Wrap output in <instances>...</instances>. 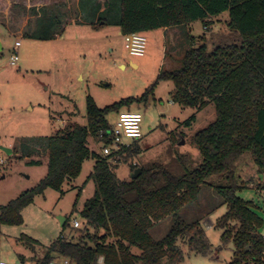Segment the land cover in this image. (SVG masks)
<instances>
[{"label": "trees", "instance_id": "1", "mask_svg": "<svg viewBox=\"0 0 264 264\" xmlns=\"http://www.w3.org/2000/svg\"><path fill=\"white\" fill-rule=\"evenodd\" d=\"M42 7L30 9L35 26L24 37L52 41L60 36L67 21L62 9L70 0H44ZM24 8L20 0H0V9ZM68 12V11H66ZM227 12L228 30L209 32L201 44L185 51L182 66L161 71L157 81H169L174 91L172 102L200 111L209 103L216 119L197 132L193 143L202 158L192 167L187 157H171L167 163L141 168L136 179L120 180L116 163L127 162L139 152L137 142L118 154L99 157L88 148L89 138L107 142L109 123L106 115L123 105L146 102L153 87L140 98H130L104 109L86 99V126L71 124L62 132L20 140L21 158L44 157L45 177L7 205L0 206V223L21 225V211L47 189L60 191L63 184L76 179L85 160L95 159L90 178L93 196L80 215L84 228L76 241L64 237L52 242L43 264L57 257L70 264H178L184 259L178 243L195 255L207 256L210 245L198 222L187 223L181 209L195 201L201 186L210 178L224 182L214 187L227 206V213L216 226L224 238H232L234 257L229 264H264L263 238L256 233L258 220L248 204L235 196L244 187L236 173L242 155L250 154L258 173L264 178V0H78V24L95 28L117 26L122 35L186 26L201 21L211 26V18ZM76 18V17H75ZM193 118H191L192 120ZM13 153L15 151L13 150ZM30 165L39 161L30 160ZM170 218L166 235L152 238L156 224ZM230 221L235 227H227ZM66 225L64 221L62 227ZM76 229V228H74ZM249 249H246V248Z\"/></svg>", "mask_w": 264, "mask_h": 264}, {"label": "rangeland", "instance_id": "2", "mask_svg": "<svg viewBox=\"0 0 264 264\" xmlns=\"http://www.w3.org/2000/svg\"><path fill=\"white\" fill-rule=\"evenodd\" d=\"M71 1L70 9L65 11L67 22L76 17ZM28 9L13 7L10 10L7 23L12 29L21 28L22 23L24 29H33L35 16L30 12L32 8ZM211 22V26L204 29L201 21H195L185 29L187 33L183 28H177L179 34L176 31L175 37V32H146V51L141 58L128 56L123 39L112 38L113 32L107 29L99 34L103 42H52L19 37L0 23V158L4 161L0 162V206L35 187L47 173L44 157H20L16 150L20 140L48 137L62 132L71 124L86 126L88 97L99 109H104L125 99L140 98L153 87L146 102L123 105L117 112L106 115L110 127L118 113L130 111L142 116L141 138L122 139L124 145L137 142L139 152L127 162L116 163L115 174L120 180L131 179L132 165L144 167L167 163L175 156L187 157L192 167L199 166L202 158L192 139L215 121V107L209 103L197 111L172 104L173 84L157 81V76L161 71L179 69L185 51L200 46L201 36L227 31L228 13L212 18ZM17 39L20 43L18 61L16 66H9L7 58ZM102 147L98 139L89 138L88 148L99 157H102ZM1 148L11 149V155H6ZM31 159L39 161V164L30 165ZM94 164L92 157L85 160L79 176L63 184L60 191L47 189L35 196L32 204L21 214L24 224L11 227L14 234L5 233L4 229L9 228L0 226L1 248H16L26 257L34 248L44 256L48 246L60 237L76 241L84 228V218L80 213L95 191L90 178ZM236 173L244 187L237 189L235 196L246 202L257 218L256 233L264 242V178L248 153L241 156ZM217 182L216 177L207 180L196 200L179 212L183 221L201 225L210 253L207 256L195 255L178 243L184 255L178 264H229L233 260V239L224 238L225 230L216 226L227 213L226 204L214 188ZM218 183L224 184L222 181ZM59 218L66 221L64 227ZM73 220L79 223V229L73 228ZM170 222L167 218L156 224L150 231L152 238L162 239ZM235 226L233 221L227 225L229 228ZM21 233L29 240L19 237ZM6 234L9 236L5 237ZM261 256L264 260V251ZM15 258L24 263V258L18 255ZM36 258L38 262L42 260L40 256ZM162 264L168 263L164 260Z\"/></svg>", "mask_w": 264, "mask_h": 264}, {"label": "crops", "instance_id": "3", "mask_svg": "<svg viewBox=\"0 0 264 264\" xmlns=\"http://www.w3.org/2000/svg\"><path fill=\"white\" fill-rule=\"evenodd\" d=\"M43 2H44V0H20V3L23 4L24 8H26V9H23V10H26V11H28L29 10L28 8H30V7L31 8L35 7V9L42 7L43 4H45ZM77 3H78V0H72L71 1V4H72L73 8L76 10V18H73L72 20L66 22V24L64 26V29H63L62 33L60 34V36L57 37L55 40H52V42H60L62 40L66 41V42H83L84 40H89V41H93V42H103L104 39L100 38L99 34L103 30H106V29L107 30H111L113 32L112 33V35H113L112 38L120 37L122 39L121 30L117 26H102V27L95 28V27H92V26H89V25L78 24L79 16H78V13H77ZM65 11H67V9H62V13L65 12ZM9 13H10V10H7L6 8L0 9V23H3L4 26H6L8 30L17 33L19 35V37L20 36L21 37L24 36V34L26 32H30L29 30L24 29L25 25L23 23H22V27L21 28L17 29V27H16V28L12 29V27L9 26V23H7L8 22L7 18L9 16L8 15ZM214 18H216V17H214ZM2 19L6 20V21H1ZM192 24L193 23H190V24H188L186 26H181V27L161 28V29H156V30L157 31L161 30L163 32V34L166 33V32H175V33H173V37H175L177 28H183L185 30L186 28H189V26H191ZM185 32L187 33V30H185ZM145 33H144V35H145ZM177 34H179V31H177ZM1 49H2V46L0 44V50ZM172 91H174V88H173ZM171 103L174 104L172 101H171ZM125 112H130V111H125ZM27 207H25L22 210L21 214H23V211ZM22 224H24L23 217H22ZM21 225H18V226H21ZM0 226H3L5 228H9V229H4L5 233H10V234H14L15 233L11 229V227H13L12 225H5V224H1L0 223ZM14 226H16V225H14ZM79 227H80V225H79ZM79 227L76 228V229H79ZM0 228H2V227H0ZM1 233H2V231L0 230V234ZM4 236L8 237L9 234H6ZM24 236L25 235L21 233L19 237L27 239ZM27 240H29V239H27ZM17 251L18 250L16 248H8V249L4 250L0 246V258L1 257L4 258V259H0V261L22 263L20 258L19 259L15 258L18 255V257H22V258L25 259V260H23L25 264H43V259H44L45 255L48 253V249H47L46 254L43 256V254H40L39 252L35 251V249L33 248V249L30 250L31 251L30 255L26 257V255L20 254V252H17ZM39 256L42 258V260L40 262H38V260L36 258V257H39ZM52 257H54V260H61L62 259L61 257H57L55 254H52ZM13 259H15V261H12Z\"/></svg>", "mask_w": 264, "mask_h": 264}, {"label": "built area", "instance_id": "4", "mask_svg": "<svg viewBox=\"0 0 264 264\" xmlns=\"http://www.w3.org/2000/svg\"><path fill=\"white\" fill-rule=\"evenodd\" d=\"M124 47L128 56L141 58L145 55L147 41L144 33H128L122 35ZM20 46L19 40L15 41L11 53L7 58L9 66H16L18 61L17 50ZM141 122L142 116L137 112H121L118 113L115 122L107 131L106 141H102V157L106 158L113 154H118L124 151L126 148L132 146V144L124 145L122 139H140L141 138ZM111 144V145H109ZM0 162H4L0 158ZM73 228H78L79 223L76 220L72 222ZM103 259L98 260L99 264H102ZM0 264H25L14 263L7 261H0ZM47 264H70L68 258H62L61 260H51Z\"/></svg>", "mask_w": 264, "mask_h": 264}, {"label": "water", "instance_id": "5", "mask_svg": "<svg viewBox=\"0 0 264 264\" xmlns=\"http://www.w3.org/2000/svg\"><path fill=\"white\" fill-rule=\"evenodd\" d=\"M1 150L4 151L6 155H11L12 153V150L8 148H1ZM140 174H141V168H136L131 173V179H136ZM59 221H60V224L63 225L65 220L63 218H59Z\"/></svg>", "mask_w": 264, "mask_h": 264}]
</instances>
